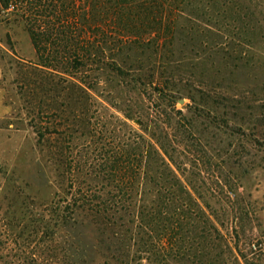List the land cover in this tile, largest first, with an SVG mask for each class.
<instances>
[{
	"label": "rangeland",
	"instance_id": "rangeland-1",
	"mask_svg": "<svg viewBox=\"0 0 264 264\" xmlns=\"http://www.w3.org/2000/svg\"><path fill=\"white\" fill-rule=\"evenodd\" d=\"M158 2L163 16L159 8L137 16L133 43L113 51L122 52L123 67L155 69L156 77L166 68L180 73L154 84L162 91L133 90L104 74L92 112L74 119L65 85L47 84L45 92L24 82L32 74L21 62L38 55L21 11L0 0V264H19V256L31 253L49 257L48 245L69 248L63 215L71 164L94 166L96 173L81 178L106 183L107 166L124 158L126 148L143 166L139 195L150 199L148 164L157 163L148 151L151 144L162 151L164 141L173 154V161L166 157L170 168L207 219L200 226L212 237V264H264V36L248 32L241 57L233 59L223 53L232 50L225 37H217L213 0ZM217 40L223 45L215 47ZM73 105L81 110L83 101ZM96 230L80 229L96 244L95 264H103Z\"/></svg>",
	"mask_w": 264,
	"mask_h": 264
},
{
	"label": "trees",
	"instance_id": "trees-1",
	"mask_svg": "<svg viewBox=\"0 0 264 264\" xmlns=\"http://www.w3.org/2000/svg\"><path fill=\"white\" fill-rule=\"evenodd\" d=\"M158 1L6 0L7 8L21 11L38 55L36 62H21L22 68L27 67L32 74H24V82L33 80L37 88L45 92L47 84L65 85L68 110L75 119L78 112L83 115L92 112L93 93H102L99 88L104 74L117 75L133 90H145L173 79L180 73L179 69H163L156 77L158 71L155 69L123 67L117 61L122 52L113 51L133 43L134 28L137 29L133 23L137 16L140 19L143 13H154L156 8L163 16L164 10ZM260 4L264 7V0H213L214 28L217 37L220 39L223 35L224 42L232 49L223 52L228 57H241V44L251 37L248 32L264 36V12L259 11ZM158 18L155 14L153 22ZM220 45L223 41L217 40L215 47ZM125 56L132 57L128 52ZM164 73L167 74L165 80ZM154 87L162 91L159 86ZM80 100L83 101L81 110L73 105ZM167 116L170 120L174 118L171 112ZM189 135L192 137L191 133ZM161 145L162 151L154 144L148 151L150 159L157 163V166L148 164L152 186L150 199L139 195L145 191H140V187L144 189V182L138 180L143 166L130 160L132 153L126 148L124 158L107 166L110 179L106 183L81 178L96 173L98 170L94 166L80 162L71 164V194L63 215L64 225L73 238L67 248L69 253L53 244L46 248L49 257L41 258L31 253L19 256L18 263L95 264L96 244L80 231L94 226L103 264H212L207 251L213 244L212 237L206 233L205 224L200 226L207 223V219L194 208L192 194L170 168L166 157L173 161V154L166 142ZM138 150L135 151L140 156ZM80 235L84 239L82 245ZM204 260H208L207 263Z\"/></svg>",
	"mask_w": 264,
	"mask_h": 264
},
{
	"label": "water",
	"instance_id": "water-1",
	"mask_svg": "<svg viewBox=\"0 0 264 264\" xmlns=\"http://www.w3.org/2000/svg\"><path fill=\"white\" fill-rule=\"evenodd\" d=\"M181 102H183V100H180Z\"/></svg>",
	"mask_w": 264,
	"mask_h": 264
}]
</instances>
